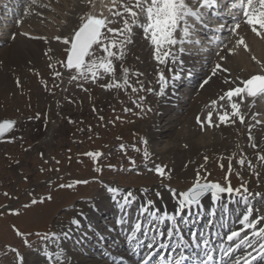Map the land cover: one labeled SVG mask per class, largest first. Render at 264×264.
<instances>
[{
  "label": "rangeland",
  "instance_id": "rangeland-1",
  "mask_svg": "<svg viewBox=\"0 0 264 264\" xmlns=\"http://www.w3.org/2000/svg\"><path fill=\"white\" fill-rule=\"evenodd\" d=\"M78 1L79 5L83 7L79 12H73V9L69 10V0L60 4V11H68V19L62 24L53 23V27L59 29L58 36L62 41L64 38L71 41L74 32L88 16L95 0H89L87 3H85L87 0ZM187 1L190 6H194L192 0ZM49 2L52 3V0ZM124 3H129V0H119L114 11H123L122 4ZM131 3H134V0H131ZM35 6L41 8L33 0L25 3L22 7H25L23 11L19 5L20 9L18 10L22 11L20 18L26 17L28 8ZM55 14L59 19L60 14L57 11ZM125 15L127 16V13ZM5 17L9 18L5 19L2 27H7L10 23L11 16ZM110 19L113 17L111 16ZM114 19L119 22L113 23L109 27H123L121 18ZM141 20L143 21V17ZM51 23L50 20L44 26L48 27ZM134 27L131 34L132 42L125 46L123 59L113 58L114 75L104 73L103 69H98L99 78L93 80L91 73L88 74L87 79H84L80 77L76 69L66 70L64 62L69 44L63 43L60 49L50 57L43 56L36 64L29 65V61L21 59L20 67L22 64L25 65H23L24 69L20 70L19 76L14 78L16 79L15 84L12 80V83L5 85L3 84L4 80L0 78V121L8 118L18 121L13 131L0 141V264H24L26 261L34 262L37 257H40L41 261L34 262V264H70L66 259L68 256L66 252L56 256L54 251H58V249L55 247L56 250H51L47 243L50 235L56 234V230L65 232L66 226L70 225L69 222L74 218L72 213L83 204L93 203L94 196L99 194L101 189L105 194H110L108 182H113L111 186L122 187L124 193L130 191L133 195H139L138 193L145 192L153 199L158 198L156 193L159 191L167 194V192L171 193L169 189H174L179 195L182 189L196 183L198 174L194 176L191 174L194 178L182 179L178 177L177 174L184 168L182 167L184 165L178 167L173 165L175 157L173 153L167 155L161 151V154L157 150L154 140L150 136L154 121L148 118H139L141 113L151 112L148 110L150 107L145 100L152 95L158 101L156 95L160 92L163 84H170L167 79H161V74L163 77L166 75L167 62L173 59L169 57L161 72H154L148 77L145 74V69L148 72V66L153 65L155 54H151L148 49L146 52L148 54L145 56L138 53L135 45L140 42L137 38L141 35L139 33L142 28L140 30V27ZM0 32V36L5 33V31ZM104 32L107 33V29H104ZM178 32L180 31L178 30ZM178 32L177 35L182 33ZM107 35L111 37L110 33ZM237 36V32L233 33L230 40H227L218 51L212 53L211 56L214 57H211L206 65H210L222 50L233 45L232 40ZM116 38L120 39V37ZM245 43L251 47L250 38H246ZM236 45L234 44V48L230 49L234 50ZM5 46L6 43L1 48H5ZM249 47L246 50L250 51ZM93 49L96 58L106 55L103 49L96 45ZM113 51L118 52L119 50L113 49ZM2 58L3 55L2 57L0 55V61ZM148 63L151 64L148 65ZM1 65L2 63L0 68ZM146 65L148 66L145 67ZM124 68L129 70L128 85H124ZM56 73H60V75H56ZM201 75L206 76V73ZM73 77L76 78L73 79ZM251 77L249 76L247 79ZM148 80H155L156 84L149 92H146L147 86L150 85ZM189 81L192 80L189 79ZM114 82H119L123 86L119 88L105 87V85ZM180 82H184V80H180ZM180 82L177 80L178 84ZM133 86L137 88V91H132ZM183 87L190 88L186 85ZM194 90L191 96L197 94L198 87ZM180 92L181 95L177 96L179 100L184 99L183 94H186L184 91V93ZM188 96L189 94L185 99ZM243 98H235L232 102L239 105V112L249 107L245 114V123L243 122L241 125V128L244 129L248 126L247 121L251 108L258 102L249 105L245 101L246 98ZM241 99L243 100L241 101ZM232 102L228 104L229 107ZM225 107L223 105V108ZM189 108L190 105L181 112V119L175 122L171 134L175 135L179 131L188 130L185 117L190 114ZM219 109L222 112L221 108ZM205 110L201 112L203 117L207 114L208 108ZM153 112L154 110H152ZM212 112V125H214L219 120L220 114L217 112L214 115L215 109ZM153 119L155 120V118ZM165 121L162 120L161 125H165L167 123ZM201 125L203 126L200 122L199 126L201 127ZM232 125L234 124L230 126ZM166 139L167 137H161L162 141ZM246 144L239 142L237 146L229 147L228 149H231L229 153L215 152V148L208 150L206 153H209L212 159H210V163L205 162L194 169L203 170L199 174L200 182L212 181L224 187L231 186L233 189H241L239 195H233L239 198L246 197L247 200L255 199L249 198L250 194L252 196L264 195V161L258 158L264 153L248 156L247 148L250 143ZM145 152L147 156H145ZM224 152L227 154L224 155ZM90 153H101L102 155L93 156L89 155ZM198 156V153L193 155L194 158ZM240 159L245 160L244 165H240ZM249 161L251 166H249ZM157 166L164 169L163 177L155 171ZM244 189H247V192L244 193ZM33 200L36 203H32ZM173 200L176 202V199L173 198ZM257 209L264 216V203H257ZM242 212L243 216L246 213V207H242ZM232 224L231 231L238 229L239 225ZM70 245L73 248L77 245L81 247L77 243L74 246ZM82 248H85L81 251L85 250L84 255H86L87 249L91 250L88 243H84ZM89 253L91 251H88ZM97 256L100 257V254L98 253ZM61 260L65 263L60 262Z\"/></svg>",
  "mask_w": 264,
  "mask_h": 264
},
{
  "label": "bare ground",
  "instance_id": "bare-ground-1",
  "mask_svg": "<svg viewBox=\"0 0 264 264\" xmlns=\"http://www.w3.org/2000/svg\"><path fill=\"white\" fill-rule=\"evenodd\" d=\"M18 1L20 0L17 1L12 0L10 3V5H13L11 7L14 8V10L20 9V7H18L20 4L16 3ZM64 1L66 0H62V2H59V0H52V3H50L49 0H35V2L38 5H40L41 8L37 7L38 8L37 9L36 8L37 5L35 7H31L30 9L28 8V13H27L28 15L26 17H23L22 19L20 17L18 18V20L15 19L14 24L11 23L12 18H14V12L10 11L11 12L10 15H7V11H8L7 7H4L5 8L4 13L0 11V31H5V33H3L4 35L0 36V43L1 42L6 43L5 48L0 49L1 57L3 55V58L1 59L2 61H0V64L2 63L0 68V78L4 80L3 84L7 85L8 83H12V80L14 82L13 84L16 83L15 82L16 79L14 78L19 76L20 70L24 69L23 65H25L21 63L22 66L20 67L19 63L21 59H26V61H29L28 62L29 65L30 64L32 65L33 63L36 64V62H39V60H41L43 56L50 57L56 50L60 49V47L63 45L62 39L59 40L56 39V37H59L58 36L59 29L53 27V23L62 24L64 23V21H66V19H68V14H67L68 11L65 10L60 11L61 10L60 4L62 5ZM69 1H70L69 10L73 9V12H79V10L83 8L82 6L79 5L80 3L78 0H69ZM88 1L89 0L85 1V3H87ZM3 3L7 5L9 4V1L0 0V6ZM118 3L119 0H117L116 6L113 7L112 0H95L93 5H91L92 7L88 12V16L100 17L101 14H103V16H106L110 19L111 14L109 13L108 9L112 8V10L114 11ZM193 7L200 8V12L202 13V20H205L204 17L206 14L205 13L203 14V11L205 12V7H200L199 3H197ZM24 8H22V11L24 10ZM55 11H57L60 14L59 19L55 16L56 15ZM5 16H11V18L9 19L10 23L9 26L2 27L4 21H6L5 19L9 18ZM20 19L22 20V22L20 21ZM50 20L52 22L51 25L45 27L44 24H47ZM194 27H195L194 32L188 38L192 42H185L183 45L177 44L176 46L173 47L172 53L175 56V62H173V60H169L167 62V67H166L167 73L163 77L165 78V80L167 79L170 82V84L165 85L164 83L163 87L161 86L162 88L160 89V92L158 93V95H156L158 101L152 95L151 97L147 98V100H145V102L150 107L148 108V110L150 109L151 112L149 113L143 112L141 113L142 115L139 116L140 119L148 118L149 120L154 121V125L151 127L150 136L154 140L155 146L157 147V150L160 151V153L162 151L167 155L172 153L175 155L173 165L177 167L179 165H184L182 166L184 168L177 174L178 177L182 179L186 177L191 178L195 174H201L203 170L200 169V171H198L194 169L196 167L198 168L199 165H202L205 162L207 164L210 163L211 157L209 153L206 152L210 149L213 150V148L216 149L215 152L225 151L229 153L231 152V149L230 150L228 149L229 147H235V145L237 146L239 142H242V143H247L246 145H249L250 143L249 147L247 148V152L249 153L248 156L257 155L260 152L264 153V95H258L252 99H247V98L245 99V101L249 105L253 104V102H258V103L255 106H253V108H251L252 110L247 121L248 126L247 128L244 129L241 128V125L243 123H241L240 121V116L232 115L233 110L231 106L229 107L228 105L230 102L228 101L227 97H225L224 100L219 99L220 96L224 95V93L227 92L230 88L242 87L243 86L242 81L246 80L247 77L264 74V37L257 36L251 30V27L248 26L246 23L241 24L239 27L238 36L236 38H233L232 40L233 41L232 43L237 44L235 49L234 50L230 49V48H234L233 47L234 44L228 46L226 49L222 50L221 53L215 57V59L212 60L213 62L210 65H206V63L211 60V57H214L211 56L210 53L211 50H213L212 47L210 46H208L210 48L206 47L209 44L208 41L211 40L213 42V40L211 36L207 38V36L206 37L204 36L205 33L201 32L204 30L205 27L203 28L200 22H196ZM13 34H15V36H13ZM139 34L141 35L138 36L137 40H140V42L137 43L138 45H135V47H137L138 53L140 55L143 54V56H145L146 54H148L146 53L148 52L147 51L148 49L149 51H151V54H155V50L152 51V49H154L153 48L154 46L151 44V41L145 37L143 30H141V33ZM181 36L182 33L177 35V38H180ZM215 37L217 36L215 35ZM241 37L244 39L245 42H246V38H250L251 44L250 43L249 44L251 45V47H249V45L246 44L247 49L249 47L250 51L246 50L244 45L237 43V41ZM202 39L203 40L208 39V41L204 42ZM181 47H183L184 49L183 52L179 51ZM207 48L210 50L207 54H204L203 52L205 51V49L207 50ZM153 61H154L153 65L148 66L149 64H151L148 63V65L145 66V67L147 66L149 67L148 72H146L145 69V74L148 77L151 76V74L154 72H159V71L161 72L164 67V63H159L156 59H153ZM217 65H220L221 68L217 69L216 68ZM206 67L207 70L204 71ZM223 69H227L228 71L225 72L223 71ZM213 70L216 71V74L214 76L212 75ZM172 72H173V76H172ZM202 73H206V76H201ZM177 75L179 76V79H174L173 77ZM210 76L211 79L208 81V83L203 84V81ZM189 79H191L192 81L190 82ZM177 80H179V82L180 80H184V82L179 83L180 86L182 85L192 86L190 88H184L182 86L183 91L186 92L185 95L183 94L184 99L179 100L177 96L181 95V93L180 92L178 93L177 90L173 88L174 87L173 85L177 83ZM155 84H156L155 80L150 81V85L147 86L146 92H149V90L152 89V87L155 86ZM197 87H198L197 94L191 96V93L194 92L195 91L194 89H196ZM188 94L189 96L185 99V97ZM242 97H244V95H242ZM235 98H239V97H233V99ZM243 99H241V101ZM213 101H215L216 103L213 104ZM189 105H190L189 108L190 114L185 117V119L187 120L186 122L188 123V130L181 132L179 131L178 134L175 135L171 134L175 122L181 119V114H182L181 112L187 109ZM223 105L226 107L223 108ZM207 108H208V112L205 115V117H203L204 115L202 116L201 112H204L203 110L205 109L207 110ZM219 108H221L222 112L227 111L231 116V120L228 123H223L220 120L218 121L216 120L217 121L215 122L216 124L209 126L207 123L208 114L212 113L211 120L213 122L212 111L214 109L216 110V112H214V115L217 112H219L218 114H221L222 112L220 111ZM247 109H249V107ZM247 109L246 110L243 109V111L240 112V115L244 117V123H245V114L248 112ZM152 110H154L153 113ZM198 117H199V121H203V126L201 125V127L199 126L200 122H198ZM153 118H155V120ZM162 120L163 121L166 120L167 123L165 125H161ZM231 124L234 125L230 126ZM249 136L252 137L251 140L249 139ZM161 137H167V139L162 141ZM253 143H255L258 147L253 148L251 146ZM225 152L223 153L224 155L227 154ZM197 153L199 154V156L194 158L193 155ZM112 184L113 182H108L107 186L118 188L120 190V194L116 196V199H113V195H114L113 193L109 192L110 194L107 195L101 189L99 194H96L94 196L95 201H93V203L83 204L81 207L76 209L74 213H72L74 214L73 220H77L79 222V226L73 224L72 223L73 220H72L69 222L70 225L66 226L67 229H65V232L57 231L55 229L56 235L57 237H59V239L52 237V235H50L52 238L48 237L49 242L47 243L48 245H50L51 250L54 251L56 250V248L58 249V251L57 250L54 251L56 256L66 252L68 254V256L66 255L67 256L66 259L68 262H70V264H113V262L111 263L109 261L107 262L106 260H104L103 257L102 258L98 257L97 256L98 253L97 255H95L96 253L91 254L90 257L84 256L83 252H81V250L78 249V245L73 248L71 247L70 244H73L74 246L76 243L85 242L86 240L92 239L94 235H97L96 236L97 238L94 239H96L97 241L101 239L100 243L97 242V246H102L101 241H105V240L113 241L112 247L106 249L109 252L115 253L116 255L120 256L123 254L121 252L122 250L119 249V246L120 244H124L128 242L125 238H127L126 236L128 233H130L134 224L140 221L142 222V227L144 226L143 222L146 220V215L142 216L140 213V209L141 206L144 205L147 200L154 201V208L159 209L160 210L159 214L161 215L167 213L169 216H172L176 212L177 202L173 200L171 193L167 192V194L166 193L163 194L161 193V191H159L160 197L157 199L155 198L153 199L150 195H147L145 192L144 193L140 192L138 193L139 195H133L135 197L133 202L127 205L126 208L122 211L120 205L117 203V200H120L121 196L126 193L123 192L122 187H114L111 186ZM248 196L249 198H255V199L254 200L246 199V201L235 199L232 201L231 199H228L229 196L225 194L222 200L217 202L212 199L211 195H208L202 200V203L198 208L193 207L190 215H194L192 218H195V220L200 219L205 214L214 211V206L215 204H217V207H220L221 205L222 206L229 205L236 209L239 208L241 209L242 207H246V211L248 207H251L253 209L252 218L262 216L263 214L261 215L258 212L257 203H264V195L252 196L250 194ZM109 198H112L113 200ZM149 210L151 211L152 209L150 208ZM185 213H189V212L185 211ZM122 217L126 220V223L124 224L119 223ZM136 217L137 219L134 220ZM168 222L169 221H165L156 225V227H158L159 230L164 232L165 234L161 238V241L163 239L168 240L167 232L170 229L169 226L173 228V226L175 225L173 222H170L171 224ZM123 225L126 226L129 225L131 228L125 234L122 233ZM232 225L233 224L230 225V228L232 227ZM180 226H182L184 232H190V229L192 228L191 227L192 225L189 227L188 224L183 221V219H180ZM261 226H264V220H262L260 224L257 225V228ZM237 228L238 229L236 230H240L243 228V226L239 225ZM251 231L252 230L249 229L247 235L250 236ZM120 232L121 235H119ZM64 233H69L68 238L64 237L63 235ZM139 235L142 236V233ZM243 235H245V233L242 232V236ZM53 238L54 240L52 241ZM177 238L178 237H174L173 239H177ZM124 240H126V242H123ZM116 242L118 243L116 244ZM238 242L239 241H234L233 245H235ZM129 246L132 247L130 243ZM144 246L146 245L144 244ZM126 247L127 244L123 245V248ZM245 247L246 246H241L239 249L245 250ZM249 250L251 251V249ZM128 254L129 251L124 255L126 261L128 260L127 258ZM244 254L245 252L242 255ZM254 254L255 252H253V255ZM37 261H41L40 257H37L34 260L35 263ZM258 261L260 262L259 264H264V261L261 260H257L254 263H258ZM34 262L26 261L24 264H34Z\"/></svg>",
  "mask_w": 264,
  "mask_h": 264
},
{
  "label": "snow or ice",
  "instance_id": "snow-or-ice-1",
  "mask_svg": "<svg viewBox=\"0 0 264 264\" xmlns=\"http://www.w3.org/2000/svg\"><path fill=\"white\" fill-rule=\"evenodd\" d=\"M33 2H35V0H33ZM197 3H199L200 7L211 6L210 0H192L193 5H196ZM241 3L243 5L245 23L251 27V30L257 36L264 37V0H241ZM116 4L117 0H112L113 7H115ZM122 7L123 11H113L112 8L108 9L113 19H109L108 17L103 16V14H101L100 17L89 16L79 27V30L75 32L71 42L68 38L63 39L65 45L70 43V48L66 49L69 53L65 64L66 68L76 69L80 77L84 79L88 78L89 73H91L93 80L99 78L98 69H103L104 73L114 75L115 66L113 64V58L123 59L125 46L132 42L131 34L134 26L142 28L145 37L151 41V44L155 49V59L159 63H166L169 57H172L173 62H175L172 48L177 44L183 45L185 42H192L188 38L195 30L194 25L196 22H202L200 8L190 6L187 0H134V3H131V0H129V3L122 4ZM126 13L127 16L125 15ZM116 17L122 19L123 27H109V25L119 22L114 19ZM141 17H143V21L141 20ZM239 27L240 25L237 23L233 31L239 29ZM104 29H107V33H110L111 37L103 31ZM178 30L182 32L180 38H177ZM116 37H120V39H117ZM56 39L59 40L60 37H56ZM237 43L244 45L247 49V45L242 37ZM94 45L102 48L106 55L96 58L95 50L93 49ZM113 49H118L119 51H113ZM179 51L183 52V47H181ZM86 58L90 59L86 61ZM216 68L219 69L221 66L217 65ZM223 71L226 72L228 70L223 69ZM128 72L129 70L127 68L123 69L124 85H128L129 83L127 79ZM215 74L216 71L213 70L212 75L214 76ZM56 75H60V73H56ZM75 78L76 77H73V79ZM173 78L179 79V76L177 75ZM161 79H163L162 74ZM210 79L211 76L205 79L203 84H207ZM242 84L243 87L230 88L224 93V95L220 96L219 99L224 100L225 97H227L228 101L231 102L233 97H242V95L250 97L264 95V75H254L251 78L242 81ZM113 86L119 88L123 85L119 82L105 85V87ZM132 91H137V88L133 86ZM215 103L216 102L213 101V104ZM230 106L233 110L232 115L240 116V121L243 123L244 117L240 115L239 105L237 103H231ZM211 117L212 113H209L207 120L209 126H212ZM219 120L223 123H228L231 120V116L227 111H224L219 115ZM198 122L203 124L202 121H199V117ZM14 125L15 121H3L0 123V134H3L5 131H10ZM249 139L251 140L252 137L249 136ZM251 146L253 148L258 147L255 143ZM89 155L100 156L102 154L90 153ZM145 156H147L146 152ZM258 158L264 161V154L259 155ZM239 163L240 165H244L245 160L240 159ZM249 166H251L250 161ZM155 171L161 177L165 175V171L161 166H157ZM61 187H63V185H61ZM108 191L114 194L113 199H116V196L120 194L118 188L108 187ZM169 191L173 198L176 199V212L172 216H169L167 213L161 215L159 214L160 210L154 208V201L147 200L140 209L141 215H146V220L143 222L144 226L142 227V222L138 221L134 224L130 233L127 234V241L133 245L134 250H139L144 246L142 243V237H147L149 239L150 242L146 245L149 251L144 256L142 264H151V259L156 256L159 251L171 248L170 243L166 244L161 241V238L165 234L160 231L156 225L165 221H175L176 217L182 216L185 211L191 214L193 207L198 208L201 205L202 198L205 195L210 194L214 201L219 202L225 194L228 196H231L233 193L239 195L241 189H233L231 186L223 187L219 183L206 182L201 184L198 174L196 183H194L193 187L187 191L180 192L179 195H177L176 190L174 189H169ZM244 191L247 192V189H244ZM156 195L158 198L160 197L159 192H157ZM134 199L135 197L133 196V193L129 191L122 195L121 199L117 200V203L123 211L127 205L133 202ZM242 199H245L246 201L247 198L242 197ZM32 203H36V201L33 200ZM150 208L152 209L151 211L149 210ZM252 216L253 209L248 207L246 213L239 220V223L243 228L232 231L226 237L229 242L239 241L235 244V248L229 247L224 249V254L226 256H231L234 250L239 249L241 246H246L245 254L236 257L234 259V264H254L257 260L264 261V226L257 228V225L264 220V216L256 218H252ZM72 223L79 226L77 220H73ZM119 223L124 224L126 223V220L122 217ZM249 229L252 230L250 236L247 235ZM242 232L245 233V235L242 236ZM141 233L142 237L139 235ZM63 235L65 238H68L69 233H64ZM191 235L192 240L189 244L184 240L183 234L179 232L178 228H170L168 230L167 237L169 241L174 237H178L176 239V247L172 249L174 255L172 256L171 264H188L190 257L185 254L186 245L192 247L194 250L203 249L205 258L200 261V264H211L213 257L209 255L207 251L211 241L205 234H199L198 236L197 233H192ZM52 236L59 239L55 233H53ZM249 249H251V251ZM253 252H256L257 255H253ZM160 259L167 260L168 257L165 255L161 256Z\"/></svg>",
  "mask_w": 264,
  "mask_h": 264
},
{
  "label": "water",
  "instance_id": "water-1",
  "mask_svg": "<svg viewBox=\"0 0 264 264\" xmlns=\"http://www.w3.org/2000/svg\"><path fill=\"white\" fill-rule=\"evenodd\" d=\"M79 30V29H78ZM250 97V96H249ZM3 121H6V120H2L0 123H2ZM11 121H15V120H11ZM15 124H16V121H15ZM15 126V125H14ZM14 128V127H13ZM12 128V129H13ZM11 129V130H12ZM10 130V131H11ZM10 131H5L3 134H0V139L3 137V136H5L6 134H8ZM201 184H203V183H201ZM188 189H186V190H184V191H187Z\"/></svg>",
  "mask_w": 264,
  "mask_h": 264
}]
</instances>
